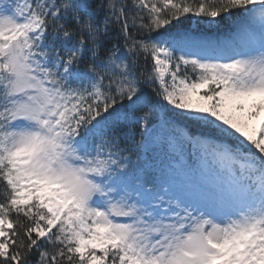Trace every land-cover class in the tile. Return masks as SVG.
I'll use <instances>...</instances> for the list:
<instances>
[{"label":"snow or ice","instance_id":"6c2138e0","mask_svg":"<svg viewBox=\"0 0 264 264\" xmlns=\"http://www.w3.org/2000/svg\"><path fill=\"white\" fill-rule=\"evenodd\" d=\"M0 264H264V0H0Z\"/></svg>","mask_w":264,"mask_h":264}]
</instances>
